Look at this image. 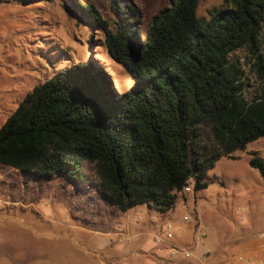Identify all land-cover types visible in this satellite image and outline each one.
<instances>
[{
  "label": "trees",
  "instance_id": "16d2710c",
  "mask_svg": "<svg viewBox=\"0 0 264 264\" xmlns=\"http://www.w3.org/2000/svg\"><path fill=\"white\" fill-rule=\"evenodd\" d=\"M106 57L133 81L126 91L92 59L35 86L0 127V163L97 189L122 211L161 212L195 176V189L222 156L237 159L264 137V0H223L199 16L200 0H170L143 26L133 0H73ZM246 47L260 94L245 97L244 70L231 54ZM209 127L216 146L202 140ZM253 168L264 176V159Z\"/></svg>",
  "mask_w": 264,
  "mask_h": 264
},
{
  "label": "rangeland",
  "instance_id": "374dc122",
  "mask_svg": "<svg viewBox=\"0 0 264 264\" xmlns=\"http://www.w3.org/2000/svg\"><path fill=\"white\" fill-rule=\"evenodd\" d=\"M88 1L99 3L107 16L116 15L113 0ZM133 1L145 26L170 0ZM222 5L223 0H200L199 16ZM90 36L99 38L96 30H88L73 0H0V127L35 86L74 63L95 59L121 91L133 85L125 70L106 57L101 42L87 46ZM262 40L264 45V29ZM230 58L244 70V94L253 99L261 83L248 49L239 48ZM201 132L214 149L209 127ZM234 154L237 159L216 161L204 189H195L191 175L167 212L147 204L124 212L81 182L0 163V264H131L138 253L149 252L165 221L173 224L172 242L189 246L196 256L222 255L236 249L238 241L259 243L264 237V176L250 160L254 154L264 159V137Z\"/></svg>",
  "mask_w": 264,
  "mask_h": 264
},
{
  "label": "crops",
  "instance_id": "0c3cea01",
  "mask_svg": "<svg viewBox=\"0 0 264 264\" xmlns=\"http://www.w3.org/2000/svg\"><path fill=\"white\" fill-rule=\"evenodd\" d=\"M166 222L167 221H165V223ZM119 231L120 229L118 226V229L117 231L114 232V235H117ZM125 231L129 235L130 239L134 237L132 234H130V232L127 229H125ZM107 233L109 234L111 232H107ZM173 239L169 241H156L154 238L152 243H150L149 245L150 248L149 252L147 254L138 253L137 257L134 259L135 263L133 262L131 264H248V259L241 261L237 258L236 254L240 252L245 253L247 258H250L257 264H260L261 259L264 258V249L262 248L264 237L261 239L259 243H255L253 242V240L251 241L250 239L249 241L243 240L240 242L239 241L235 242L237 244L236 249L229 248L227 252L218 256H215L214 254L211 253L196 256L193 250H192L193 253L192 256H186L183 250L190 249L188 248L189 246H184V245L179 246L175 242H172ZM110 242L111 241L109 240V243ZM162 242H165L168 245L162 244Z\"/></svg>",
  "mask_w": 264,
  "mask_h": 264
},
{
  "label": "built area",
  "instance_id": "2783aa9c",
  "mask_svg": "<svg viewBox=\"0 0 264 264\" xmlns=\"http://www.w3.org/2000/svg\"><path fill=\"white\" fill-rule=\"evenodd\" d=\"M185 220H188V216H185ZM173 238H174V232H173V224L171 221H167L164 224V231L162 234L155 235L156 241H169ZM262 248L264 249V242L262 244ZM183 252L185 253L186 256H192V254H193L192 250H190V249H184ZM236 256L241 261L248 259V264H257L256 262H254L250 258H247L246 254L243 252L237 253ZM260 264H264V258L261 259Z\"/></svg>",
  "mask_w": 264,
  "mask_h": 264
}]
</instances>
